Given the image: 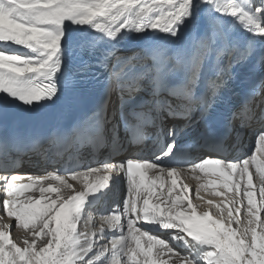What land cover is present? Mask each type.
Instances as JSON below:
<instances>
[{"label": "snow or ice", "instance_id": "obj_1", "mask_svg": "<svg viewBox=\"0 0 264 264\" xmlns=\"http://www.w3.org/2000/svg\"><path fill=\"white\" fill-rule=\"evenodd\" d=\"M256 60L264 0H0V264H264V94L227 100L236 66ZM84 79L93 102L69 123L46 121L79 105ZM16 111L44 130L10 132ZM193 123L205 125L199 139ZM246 133L250 150L225 158ZM102 145L140 150L87 161ZM201 146L212 155L191 160ZM28 153L45 174L16 170ZM121 183L122 203L96 221Z\"/></svg>", "mask_w": 264, "mask_h": 264}, {"label": "bare ground", "instance_id": "obj_2", "mask_svg": "<svg viewBox=\"0 0 264 264\" xmlns=\"http://www.w3.org/2000/svg\"><path fill=\"white\" fill-rule=\"evenodd\" d=\"M121 51H126V49H122ZM127 158V157H126ZM191 174L189 173L188 175H186L184 178H183V182L184 183H188V181H189V179H188V176H190ZM71 182V181H70ZM256 182V180H255V177H254V183ZM117 189H118V187H117ZM37 190H34V192H36ZM210 191V190H209ZM166 192H167V188H166ZM230 195H232V193H229ZM47 195H53V198H54V194H47ZM38 196H40V194H38V195H33L32 197H35V198H37ZM257 200H259V195H258V193H257ZM118 202H117V200H116V198H115V192H113V193H111V194H109V196L108 197H106L104 200H101L100 202H98V204L95 206V208H94V212H93V217H94V219L96 220V221H98L99 220V218H100V214L101 213H106L105 211L106 210H109V209H111V208H113L116 204H117ZM246 203V202H245ZM102 210H104V211H102ZM14 222V221H13ZM233 227H234V225H233ZM81 230H83V229H81ZM161 231H163V230H161ZM21 236V232H20V230L19 229H17V230H15L14 232H13V237L14 238H18V237H20Z\"/></svg>", "mask_w": 264, "mask_h": 264}, {"label": "rangeland", "instance_id": "obj_3", "mask_svg": "<svg viewBox=\"0 0 264 264\" xmlns=\"http://www.w3.org/2000/svg\"><path fill=\"white\" fill-rule=\"evenodd\" d=\"M124 52H126V51H122V53H124ZM130 54V53H129ZM260 86H262V84L260 85ZM226 214V213H225ZM235 227V226H234Z\"/></svg>", "mask_w": 264, "mask_h": 264}]
</instances>
